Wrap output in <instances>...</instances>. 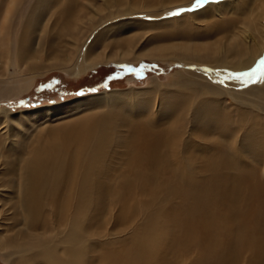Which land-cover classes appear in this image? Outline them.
I'll return each mask as SVG.
<instances>
[{
	"label": "rangeland",
	"instance_id": "1",
	"mask_svg": "<svg viewBox=\"0 0 264 264\" xmlns=\"http://www.w3.org/2000/svg\"><path fill=\"white\" fill-rule=\"evenodd\" d=\"M100 1L96 4L102 7H91L97 12L90 14L87 0H20V7L15 5L10 17L7 26L10 32L4 38L8 39L6 48L10 46L14 55L23 42L30 53L21 62V73L14 63L11 73L0 74V95L5 92L10 95L0 97V115L7 117V121L0 122V142L4 141L7 130L21 136L17 147L9 141L0 145V154H3L0 156V264H29L25 257L32 249L29 240L33 237L25 241L20 232L25 230L24 213L15 191L17 180L8 178L10 167L17 166L25 139L31 137L30 144L37 143L38 135L42 137L41 142L59 140L65 135L61 129L74 121L95 122L109 129L108 143L97 145L100 155L95 154L92 159L96 172L90 179L107 172L100 183L110 184L112 189L130 177L137 179L133 182H137V191L129 200L136 209L129 218L121 215L127 199H113L111 193L100 196L99 204L93 207L95 210L91 208L89 241L93 239L96 243L94 248L102 241L116 244L132 233L144 217L138 208L154 196L163 218L173 230V244L160 264H264V93L255 97L257 89L264 85L256 77L249 81L239 75L264 61V0H203L199 5L197 0L186 5L184 2L188 0H174L175 8L157 19L169 18L172 23L169 21L166 25L177 28L183 21L181 33L152 36L162 29L158 28L139 40L141 43L150 37L149 45L140 48L143 51L163 46L162 53L175 52L171 55L177 58L141 57L135 49L134 55L140 56L139 59L133 55L135 60L105 61L102 58H110L107 56L120 48V36L121 40L130 37L133 27L131 21L114 16L122 0ZM158 1L159 7L168 8L173 0ZM130 4L133 3L129 1L124 8ZM3 5L1 20L11 3L4 0ZM90 17H94L93 22ZM113 26L121 27L110 30ZM239 41L244 45L245 54L261 52L254 64L242 72L240 69L249 64L244 63L245 54L239 50ZM208 42L216 51H205V54H216L213 56L216 57L205 60L218 66L222 63L235 66L220 69L227 74L215 81L206 74L209 66L203 72L201 62L195 65L186 62L190 54H193L192 61H198L201 56L197 49ZM182 44L189 47H177ZM85 55L89 58H83ZM98 55L95 63L85 61L94 60ZM4 64L2 61L0 73L5 71ZM33 64L45 72L35 77L30 89L13 95L24 83L25 76H12L28 75V67ZM220 78L237 98L244 100L217 96L220 90L225 92L223 84L216 82ZM108 91H131L135 95L110 98L108 102L90 99L74 103L82 96ZM42 106H51L42 108L47 116L29 121L23 128L14 127L7 115L19 118L20 113L34 111L28 113L30 116ZM221 117L227 119L222 121ZM149 130L153 132L151 135ZM148 144L160 152L156 163H148L139 156L135 160L136 152L145 151L143 146ZM177 152H185L186 161ZM210 157L211 170L205 175L203 171ZM184 162L190 165L184 167ZM142 167L146 169L137 170ZM193 170L200 171L197 181L187 179ZM211 191H217L214 197ZM156 210L153 206L150 211ZM211 221L218 223L227 237L225 240L202 237L201 226ZM34 233L30 232L32 236ZM93 256L90 251L89 263L99 264Z\"/></svg>",
	"mask_w": 264,
	"mask_h": 264
},
{
	"label": "bare ground",
	"instance_id": "2",
	"mask_svg": "<svg viewBox=\"0 0 264 264\" xmlns=\"http://www.w3.org/2000/svg\"><path fill=\"white\" fill-rule=\"evenodd\" d=\"M18 1L20 0H9L11 6L8 7L6 11L7 13L4 14V19H0V67L2 68V61H4L5 63V71L0 74L3 76L11 70L10 68L14 63L16 64L14 65L18 69L17 71L21 73V62H23V59H26L28 57V54L30 53V51L27 49L28 45H24L23 42L19 43L17 50L15 49L16 52L14 55V52L11 51L12 49L9 50L10 46L6 48V45L9 44L7 43L8 39L4 38L8 36L10 32L7 26L9 21L11 20L10 17H12V12L15 5L20 7V5H18ZM73 1L76 2L77 0ZM87 1V4L90 8V14L94 13V11L97 12L96 10H92L91 7H102V5L98 6L96 4V2H99L100 0L96 2L92 0ZM129 1L133 4H130V6L128 5V7L124 8ZM190 1L191 0H188L184 2V4L186 5L188 3H191ZM173 2L174 0L172 1V4H174ZM101 3L102 2L100 1V4ZM158 3V0H141L140 2H136L134 0H122L119 2L120 6L117 8L118 12L114 16L121 17L122 20L131 21L132 23L130 24L133 27L132 33H130V37L125 40H121L122 36H120L118 41L120 43L118 45L120 46V48H118L117 51H114L113 54H110L111 56H107L110 58H102L103 61L116 58L122 60H135L134 58L139 59L140 56L163 58L175 53H162L163 51H165L164 49H161L163 48V46H160L161 48L159 49H157V47H150L145 51L142 50L149 45L150 42L148 40L150 39V37L149 39L146 38L144 41H141V43L139 38L141 39V37L145 35L150 36L148 34L153 32V29L155 30L158 28H162L157 34L152 33V36L158 35L159 37H169L181 33L180 29L183 21L179 20L181 22L177 24L179 27L177 28L169 27L168 25H166V23L170 21L169 18L157 19L160 18L159 16H161L162 14H168L169 11L175 8L176 3L174 5L170 4L168 8H163L164 5L162 7H159ZM3 4L4 0H0V16L3 13ZM158 9H162V11L159 12ZM187 15L188 14H186V16ZM81 19L84 21L83 18H80V20ZM89 20L93 22L94 17H90ZM170 22L172 23V21ZM222 23L223 22H221L220 24ZM84 25L85 24H83V28ZM120 27L121 26H113V28L110 30H116ZM241 33L243 34V36H245L244 32ZM243 46V43L239 41V50L242 54H245V50H242ZM177 47L180 49L181 47L187 49L189 46L182 44L178 45ZM172 48L173 47H167L166 49ZM135 49L139 51V57H135ZM202 50L203 52H200ZM197 51H199L198 55L201 56L199 60L192 61L190 57L193 54H190L187 55L186 62H189L191 65H195L198 62H201V64L203 65V67H201L202 71L203 69H205L204 67L209 66L207 67L208 69L206 74L213 81H215L218 76L222 77L221 75L227 74H224L222 71H220V69H224L226 67H235L234 65H230L228 63H222L218 66L217 64H213L212 61L205 60L206 58L208 59L216 57H213L216 54H205V51H210L212 53L216 51L213 48L212 43H205L204 46L199 47ZM260 53L261 52L245 54L244 63L249 64V66L247 68L240 69V71L242 72L244 70H247L250 66H252L254 64V61L258 59V56H260ZM99 56L100 55L96 57L94 56V60H85L89 58V56L87 55L83 56V58H85V61H92V63H95V59H97V57L99 58ZM253 56H255V58H253ZM170 57L174 59L178 56L171 55ZM27 71L30 72L28 75H14L15 73L12 72V74L14 75L12 76V78L25 76L23 78L24 83L15 89L16 91H14L15 93L13 95L20 94L28 88L30 89L35 81V77L38 74H42L45 72L44 70H39L38 64H33L31 67H28ZM258 81L262 85H264V79ZM216 82H218L220 85L223 84V87L225 89L224 92L217 88L218 90H220V94H216L217 96H228L229 100L231 98L233 101L241 102L242 100H244L242 98H237L234 95V92L228 86L226 87L227 83L225 84L222 78L217 79ZM262 93H264V86L261 89H257V91L255 92V97ZM2 94L3 95H0V97L2 98L10 96L8 92ZM129 95H135V93L131 91L111 93L108 91L100 93L99 95L90 94L82 96L78 100H74V103L79 102L80 100L86 101L90 99L93 102L97 103L108 102L110 101V98L113 100L115 98H125L126 96L129 97ZM129 100L127 99V101ZM47 107L51 106L39 107L37 108L38 111L34 114H29L30 116H28V113L34 111L20 113L19 115L21 116H19V118H11L12 114L7 115L9 116L10 122L14 124V127L23 128L24 124L28 123L29 121H34L37 118L42 119L43 117H46L47 114L43 113L44 111L42 108ZM61 108L63 109L64 106H62ZM51 109L52 108H50V110ZM208 114H211L210 111H208ZM6 118L7 117L0 115V122L2 119L5 120ZM226 119L227 118H225V120ZM221 120L225 121L222 117ZM238 120L242 121V118H238ZM5 121H7V119ZM82 123L83 122L74 121L64 126L61 130L65 131V135L59 140H47L45 142H41L42 137L38 135L36 136L37 143L30 144L31 137L25 139L22 145L24 149L20 154L17 166L10 167L8 171V178L11 177L17 180V186L14 185L16 189L15 191H17L19 201L22 205L24 213L23 224L25 230L23 231L21 229L20 232L22 233L25 241L33 237V239L29 240L32 245V249L30 250V254L25 258L28 259L29 264H90L88 255L90 251H92V255L98 258L97 263L99 264H160L161 261H163L161 260V258L165 256V254L173 244V230L171 229V226H169L166 222V219L163 218L161 209L156 202L157 199L154 196H152L151 200L143 201L141 203V207L138 209L142 211L144 217H142L143 219L139 220L136 228H133L134 231L126 236L123 240L120 239L116 244L112 243L111 241H102L101 245L99 247L95 246V248L93 245L96 243L92 242L93 239L89 241V237L92 236V231L89 229L90 217L92 216L91 208L99 204L100 196H104L106 195V193H111L114 195L113 199H127V203H124L121 212V215L124 218H129L132 214L135 213L134 211L136 208L134 207L136 206H134V203L129 204V200L133 198V193H136L137 191L135 190L137 182L136 184H133V182L137 181V179L135 176H133L134 178L130 177L129 179L122 181L123 183L119 184L117 188H114L113 186L114 189H112V185L100 183L101 180H103V178L107 175V172L96 175V177L93 179L89 178L91 174H94L96 172V168L94 162H92V159L95 154H98V156L100 155V150L98 149L97 145L103 146L108 143L107 135L109 133V129L107 126L106 128L105 125H101L95 122H88L86 124ZM224 126L227 125L224 124ZM55 129L58 128L53 127V130ZM6 132L7 133L4 132V141H1L0 145L2 146L4 143L6 144L11 142L14 147H17L20 143L19 141L21 136L18 137L16 133L11 130H7ZM149 133L151 135L153 133L152 130H149ZM135 147L137 148V146ZM143 147L145 148V151H142L140 153L136 152L135 160L139 156L142 159H145L148 163H156L157 157L160 156V152L157 150V148L151 147L150 144H148V147ZM137 149L142 150L141 147ZM1 151L2 150H0V152ZM176 154L181 159L182 157H184V160L186 161L185 152H183L182 154L177 152ZM0 156H3V154H0ZM211 159L212 157H210L208 159V162L206 163V171L202 170L205 175L209 170H211ZM188 165H190V163H183L184 167H187ZM154 166L157 167L156 165ZM143 169L146 168H137V170ZM199 172L194 170L190 171L187 179H190L191 181H197L199 179ZM145 186L144 188H146ZM140 192L142 191L140 190ZM216 192L217 191H211L210 195L214 197ZM144 193L146 194L147 192ZM153 206L157 207L156 211H150ZM85 207L89 208L91 212H88L89 210H86ZM93 210L95 209L93 208ZM37 230H40V233H36ZM30 232L31 234L32 232H35L36 234H33L35 236H32ZM199 232L204 239H215L214 237H216V239L218 238L221 240H225L227 238L216 221H211L208 224L202 225ZM95 236H97V234ZM89 246L91 248L90 251Z\"/></svg>",
	"mask_w": 264,
	"mask_h": 264
},
{
	"label": "snow or ice",
	"instance_id": "3",
	"mask_svg": "<svg viewBox=\"0 0 264 264\" xmlns=\"http://www.w3.org/2000/svg\"><path fill=\"white\" fill-rule=\"evenodd\" d=\"M200 3H203V0H197V5ZM181 11H183V9ZM239 75L246 77L249 81H251L252 77H256L258 80L264 79V61H261V64L250 72L241 73Z\"/></svg>",
	"mask_w": 264,
	"mask_h": 264
}]
</instances>
